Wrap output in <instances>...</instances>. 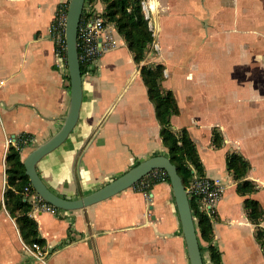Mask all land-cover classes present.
Returning <instances> with one entry per match:
<instances>
[{
    "label": "crops",
    "instance_id": "crops-1",
    "mask_svg": "<svg viewBox=\"0 0 264 264\" xmlns=\"http://www.w3.org/2000/svg\"><path fill=\"white\" fill-rule=\"evenodd\" d=\"M69 1L0 0V264H43L24 249L33 242L23 241L5 207L6 156L21 137L31 136L20 149L23 162L63 125L70 81L49 30ZM141 2L154 28L144 59L137 64L109 24L116 47L100 57L92 74L83 73L78 121L36 171L54 193L75 199L151 156L168 157L140 74L142 65H161V86L178 108L171 129L188 131L202 175L224 187L208 217L221 264H264L256 239L264 216L257 226L244 207L249 198L264 211V0ZM94 8L102 12L104 5L97 0ZM231 154L248 162L243 180L255 185L253 193L237 192L238 180L226 167ZM146 186L142 181L86 208L54 213L39 212L37 196L30 195L29 216L46 263L190 264L170 184ZM202 256L212 264L208 252Z\"/></svg>",
    "mask_w": 264,
    "mask_h": 264
},
{
    "label": "trees",
    "instance_id": "trees-1",
    "mask_svg": "<svg viewBox=\"0 0 264 264\" xmlns=\"http://www.w3.org/2000/svg\"><path fill=\"white\" fill-rule=\"evenodd\" d=\"M96 1L85 0V3L93 6ZM100 2L104 5L102 12L105 21L113 25L117 33L126 42L134 61L139 64L144 59L147 47L152 41L141 0H100ZM83 73L84 71L81 67V74L83 75ZM140 74L147 88L148 98L155 108L156 118L160 125L162 144L166 148L168 158L175 165L177 173L185 187L192 177V170L198 175L203 174V167L196 147L186 129L183 128L178 132H174L171 129L170 119L178 113V108L172 92L164 90L161 86L163 67L161 65L153 67L142 65ZM214 141H217L216 134L214 135ZM22 147L23 144L18 142L16 147L10 146L8 149L6 175L9 187L4 194V204L9 214L12 217H16V224L23 241L25 243L38 242L42 245L43 241L38 237L37 223L29 216L31 207L28 201L24 200V187L28 186L32 192L34 191L25 174L23 162L20 159V149ZM226 167L229 171L233 172L234 178L238 180L236 187L238 193L249 195L256 190L254 184L243 180L249 169V164L246 160L236 154L228 155ZM161 171L154 170L151 173ZM151 173L142 178L134 186L140 184L142 181H146L147 186L143 189L149 190L153 184L159 181H166L170 184L167 174L163 180L156 177L148 179ZM190 207L195 221L201 253L208 252L209 260L212 264H221L220 254L213 244L214 238L211 220L205 213L196 210L192 202L190 203ZM244 207L247 210L249 219L258 226L264 216V211L259 206V203L247 198L244 200ZM256 239L264 252V229L259 226L256 229Z\"/></svg>",
    "mask_w": 264,
    "mask_h": 264
},
{
    "label": "water",
    "instance_id": "water-1",
    "mask_svg": "<svg viewBox=\"0 0 264 264\" xmlns=\"http://www.w3.org/2000/svg\"><path fill=\"white\" fill-rule=\"evenodd\" d=\"M85 0H70L66 14V65L70 81V103L62 127L44 143L29 152L23 161L25 174L35 193L60 210L74 211L109 199L134 186L154 170L167 174L174 197L190 264H204L189 199L175 165L164 155L151 156L114 178L99 189L79 198L67 199L50 190L39 177L36 164L59 147L75 127L82 103V74L78 60L77 30Z\"/></svg>",
    "mask_w": 264,
    "mask_h": 264
},
{
    "label": "built area",
    "instance_id": "built-area-1",
    "mask_svg": "<svg viewBox=\"0 0 264 264\" xmlns=\"http://www.w3.org/2000/svg\"><path fill=\"white\" fill-rule=\"evenodd\" d=\"M67 8H58L49 30L56 56L64 61H66L65 25ZM143 9L146 19H149L148 10L145 6H143ZM108 26L109 23L105 21L103 12L96 11L94 5L84 3L77 30V51L80 68L82 67L86 74H92L100 57L116 47V41L111 36ZM148 29L153 33L154 28L150 22L148 23ZM18 142L23 144V146L28 145L32 142V137L28 135L24 136ZM165 175L166 173L161 171L153 173L152 176L163 180L166 177ZM185 190L189 203L192 202L196 210L205 213L207 217H211L216 211V205L222 197L224 187L218 180L198 175L192 170V177L187 186H185ZM32 194L37 196L36 208L39 212L54 213L58 210L44 201L35 191L32 192L30 187H24V200L28 201L29 196ZM23 247L35 259L43 264H47L46 251L37 242H33L30 245L24 244Z\"/></svg>",
    "mask_w": 264,
    "mask_h": 264
},
{
    "label": "bare ground",
    "instance_id": "bare-ground-1",
    "mask_svg": "<svg viewBox=\"0 0 264 264\" xmlns=\"http://www.w3.org/2000/svg\"><path fill=\"white\" fill-rule=\"evenodd\" d=\"M151 6V5H150Z\"/></svg>",
    "mask_w": 264,
    "mask_h": 264
}]
</instances>
